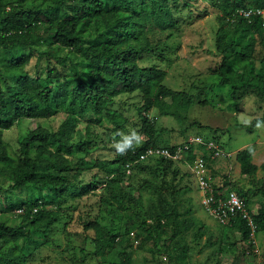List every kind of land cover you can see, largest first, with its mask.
Returning a JSON list of instances; mask_svg holds the SVG:
<instances>
[{
  "label": "trees",
  "instance_id": "16d2710c",
  "mask_svg": "<svg viewBox=\"0 0 264 264\" xmlns=\"http://www.w3.org/2000/svg\"><path fill=\"white\" fill-rule=\"evenodd\" d=\"M212 2L220 11L215 47L222 60L213 71L219 78L218 85L231 86L234 99L255 94L264 102V56L260 68L256 66L258 47L264 50V20L238 16L242 9L264 8V0ZM183 8H189V15L182 14ZM193 14L192 0H0V264H30L35 251L49 242L50 233L63 218L68 196L95 195L101 186L122 185L136 167L152 158L166 175H178L179 164L194 163V147L183 153L182 161L142 158L151 148L174 151L177 147L159 144L160 130L150 113L159 109L162 115L183 120L185 116L180 111L188 112L196 97L169 87L167 70L142 65L146 54L164 59L168 49L151 39L152 31L171 29L170 36L174 35L182 18ZM92 29L97 34L89 39L86 34ZM34 58L37 61L32 65ZM136 92L143 95L139 116L144 138L139 143L133 141V147L124 155L114 146L112 158L93 157L100 145L96 138L88 136L75 139L80 124H99L107 115L120 137L119 131L127 128L129 119L119 111H111V107L120 96ZM200 104L208 105L209 101L202 100ZM59 114L66 118L57 131L38 126L18 140L16 149L4 139L6 131L24 119H51ZM252 123L262 124L264 117ZM194 124L203 127L198 122ZM248 131L253 132V128ZM214 140L219 142L217 137ZM201 148L208 162L215 151ZM237 160L243 175L253 176L264 169V163L258 166L254 162L250 149L240 151ZM91 165L107 173V183L97 179L86 183L82 179ZM231 186L233 183L227 180L224 187L215 189L226 193V188L235 190ZM174 189L176 196L178 191L175 186ZM36 191L47 194L39 197ZM237 192L254 215L256 235L264 232V205L254 214L251 199ZM104 200L99 196V214L85 225L87 231L94 228L101 233L94 239L97 245L103 237L106 239L96 254L106 248V243L114 254L107 259L108 264H137L127 248H115L121 232H105L101 227ZM120 201L124 207L125 199ZM175 207L171 212L163 210L153 217L152 223L141 222L135 236L140 241L139 248H144V239L155 241L157 246V238L168 235L174 248L182 249L181 258L188 257L189 250L177 246L183 224ZM18 209L22 211L19 224L2 220L3 214ZM224 227L240 231L251 247L255 244L242 217ZM132 229L128 224L127 234ZM203 234L201 230L198 238ZM170 249L171 245L166 253L173 257Z\"/></svg>",
  "mask_w": 264,
  "mask_h": 264
},
{
  "label": "rangeland",
  "instance_id": "374dc122",
  "mask_svg": "<svg viewBox=\"0 0 264 264\" xmlns=\"http://www.w3.org/2000/svg\"><path fill=\"white\" fill-rule=\"evenodd\" d=\"M36 3L40 4V1ZM192 9L193 16L182 18L179 30L174 35L170 36L171 29H153L151 39L160 45H167L168 49L164 59L157 54H146L142 65H155L167 70L166 84L175 90L193 93L196 96L194 103L188 112L180 111L185 116L183 120L162 115L159 109H154L150 117L157 121L159 144L162 146L184 145L197 136L205 141L217 137L219 142H215L220 145L222 153L217 158L209 157L208 161L214 185L217 188L224 187L227 180L231 181V188L251 199L250 207L257 214L264 205V169L260 168L253 176L243 175L237 154L250 149L254 153V162L258 166L264 163V123H252L264 117V102L255 94L241 100L234 99L231 86L218 85L219 78L213 71L222 60L215 47L220 11L212 0H192ZM182 14L189 15V8H183ZM96 34V30L92 29L86 37L93 39ZM263 56L264 50L258 47L257 69L261 66ZM36 61L37 58H34L32 65ZM213 85L214 89L208 90ZM202 100H208L209 104H200ZM142 101L141 92L125 94L117 98L111 107V111H119L129 119L127 128L119 131L120 137L113 120L104 115L99 124L81 123L74 135L75 139L87 136L89 139L96 138L100 148L93 157L103 160L112 158L114 153L111 148L124 136L135 133L141 139L144 138L139 116ZM65 118L64 114H59L51 119H24L6 131L4 139L12 149H16L18 140L29 131L38 126L57 131ZM249 128H253V132L248 131ZM179 169L176 176L171 172L166 175L162 166L152 158L136 167L122 185L107 184L103 189L101 186L96 190V196H68L63 218L50 233L49 242L35 251L30 264H108L107 259L114 256L107 248L108 244L105 243L106 248L96 254L106 241L105 237L97 245L94 239L101 237V233L94 228L89 231L85 229L86 223L99 214V196L105 199L99 218L101 227L105 232H121L115 248H127L137 264H264V232L257 233L255 244L251 247L243 240L240 231L222 226L203 207L198 181L190 166L179 164ZM107 176L104 170L91 165L83 172L82 179L86 183L95 179L99 183H107ZM174 186L178 191L176 196H173ZM228 190L226 188L225 192ZM36 194L45 196L47 191H36ZM121 199H125L124 207ZM173 205L183 224L177 246L189 250L188 257L184 259L181 258L182 249H175V243H170L168 235L159 236L157 246L155 241L144 239V248L138 247L140 241L135 237L142 221L152 223L153 217L163 210L171 212ZM21 215L18 209L3 214L2 220L17 225ZM128 224L133 228L130 234L126 232ZM201 230H204V234L199 239ZM169 245L173 257L166 253Z\"/></svg>",
  "mask_w": 264,
  "mask_h": 264
},
{
  "label": "built area",
  "instance_id": "2783aa9c",
  "mask_svg": "<svg viewBox=\"0 0 264 264\" xmlns=\"http://www.w3.org/2000/svg\"><path fill=\"white\" fill-rule=\"evenodd\" d=\"M238 16L248 19L258 16L264 20V8L252 7L242 9L238 12ZM191 147L195 148L194 153L196 154V158L194 163L190 165V168L198 181L199 192L205 210L214 217L218 223L224 226L232 224V220L236 217H242L243 220L247 221L252 231L251 238L255 242L257 224L254 215L248 209L244 199L235 190L219 193L215 189L212 175H210L211 170L205 159L204 150L201 148L204 147L206 151H215L211 157L217 158L222 153V150L214 139L205 141L201 136H197L184 145H177L174 151L167 147L151 148L142 158L146 160L151 157H165L175 161H182L183 153L188 152Z\"/></svg>",
  "mask_w": 264,
  "mask_h": 264
},
{
  "label": "clouds",
  "instance_id": "9594fccd",
  "mask_svg": "<svg viewBox=\"0 0 264 264\" xmlns=\"http://www.w3.org/2000/svg\"><path fill=\"white\" fill-rule=\"evenodd\" d=\"M259 126L260 125L258 124L257 127ZM140 139L141 138L138 135L133 133L131 136H124L122 140L116 143L114 146L119 154L124 155L128 149L133 147V141L135 140L137 143H139Z\"/></svg>",
  "mask_w": 264,
  "mask_h": 264
}]
</instances>
